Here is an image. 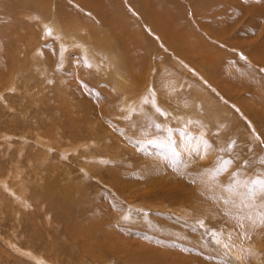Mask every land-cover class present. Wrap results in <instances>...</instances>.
Masks as SVG:
<instances>
[{"label":"rangeland","instance_id":"obj_1","mask_svg":"<svg viewBox=\"0 0 264 264\" xmlns=\"http://www.w3.org/2000/svg\"><path fill=\"white\" fill-rule=\"evenodd\" d=\"M17 1H0V264H264V192L236 183L264 170V0ZM131 54L146 83L131 84ZM104 72L152 83L162 112L127 114ZM18 164L30 205L1 185ZM53 170L59 187L89 186L51 212Z\"/></svg>","mask_w":264,"mask_h":264},{"label":"bare ground","instance_id":"obj_2","mask_svg":"<svg viewBox=\"0 0 264 264\" xmlns=\"http://www.w3.org/2000/svg\"><path fill=\"white\" fill-rule=\"evenodd\" d=\"M1 1V0H0ZM18 1H24V0H18ZM18 1H17V3H18ZM25 1H27V3L29 2L30 4H32L33 5V3H35V4H37V0H25ZM4 2V1H3ZM11 8H12V10H15V8L13 7V6H10ZM9 7H5V8H2L3 9V11H5L4 9H8ZM14 8V9H13ZM23 8L24 7H22V11H20L19 12V14H23V15H27L28 13H24V10H23ZM9 10V9H8ZM8 10H6L5 11V14H3L2 13V15H4V17L6 16V18L5 19H7V18H10L11 16H13V14L12 13H8L7 11ZM2 11V10H1ZM16 11V10H15ZM43 9H41L39 6H38V8L36 9V14H37V17L36 18H38L39 20H38V22L40 23V25L41 26H43L44 27V33H45V37H48L49 36V30L51 31V34L52 35H55V36H52V37H54L55 39H57V40H59V36L61 37L62 35H63V33L60 31V30H58V29H56L53 25H51V24H48L47 23V21H45V20H42L40 17H41V14H43ZM30 13V12H29ZM22 16V15H21ZM14 17V16H13ZM29 17V16H28ZM15 20V19H14ZM42 28V27H41ZM195 30V29H194ZM56 34H58L59 36H57ZM15 35V34H14ZM32 42V41H31ZM58 43L60 42V40L59 41H57ZM187 46V45H186ZM3 47V46H2ZM188 48V47H187ZM201 50V49H200ZM212 50V49H211ZM38 51L41 53V50L40 49H38ZM192 52V51H191ZM121 53V52H120ZM82 54L84 55V52H82ZM107 57V56H106ZM126 58H128V57H126ZM134 60H136V57H134V54H131V56H130V59L127 61V62H125L124 63V66L125 67H130L131 68V75H133V77L131 78L132 80H133V82L134 83H131L132 85L134 84L135 85V83L137 82V81H141V82H145L146 83V81L145 80H147L146 79V76H144L143 75V70H142V66L139 68L137 65H135L134 64ZM138 60V59H137ZM42 61V60H41ZM111 62L112 63H115V60H111ZM136 63V62H135ZM179 63V62H178ZM87 64H89V63H87ZM134 64V65H133ZM36 65V64H35ZM104 66H106V65H108V64H103ZM180 65V64H179ZM184 66H185V64H184ZM5 67V66H4ZM89 67H91V65L89 66ZM186 68H190V67H187V66H185ZM108 68V67H107ZM106 68V69H107ZM185 68V69H186ZM42 70V69H41ZM98 70H100V69H98ZM187 70V69H186ZM124 72H126V71H124ZM105 73V77L106 78H108L107 76V74H106V72H104ZM127 73V72H126ZM118 76H120V78L118 77ZM90 78V77H89ZM92 78V77H91ZM90 78V79H91ZM108 81H114L115 82V85H114V90L117 92V95H119L120 97H121V100H120V102L122 103V105L121 106H124V107H128V112H127V114L130 112H132V111H137V112H139V113H144V111H146V104H150V107H152V109L154 110V111H157V112H159V113H161L162 112V110H161V104H163V103H159V101H158V99H157V96H156V94L154 93V92H152L151 91V88L153 89V90H155L156 88L155 87H153V84L152 83H148L147 82V85L145 84V83H143V84H145L146 86L145 87H143L141 90H139L138 92H135L134 90H130V87H128V86H125V85H123V84H127V83H129V81H127V79L120 73V72H116V74H115V77H111L110 79L108 78L107 79ZM132 82V81H131ZM113 83V82H112ZM138 83V82H137ZM76 84V83H75ZM143 84H140V85H143ZM106 86V85H105ZM165 86V85H164ZM172 86V85H171ZM63 87H65V88H67L68 89V87L69 86H67L66 87V85L65 86H63ZM107 87V86H106ZM136 87V86H135ZM138 87V86H137ZM112 88V87H111ZM166 88H167V86H166ZM165 88V89H166ZM170 89L172 88V87H169ZM168 88V89H169ZM182 87H180V89H181ZM73 89V88H72ZM163 90H164V88H163ZM68 91H70V90H67V92ZM175 91H176V89H175ZM183 91V90H182ZM67 92L65 91V92H62L61 94L63 95V96H65V98L67 97ZM184 92V91H183ZM70 93V92H69ZM135 93V94H134ZM174 93V92H173ZM81 94V93H80ZM113 94V93H112ZM111 94V95H112ZM165 94V93H164ZM175 94V93H174ZM61 95V96H62ZM83 95V94H82ZM128 97H133V99H128ZM84 98H86V96L84 97ZM71 100V99H70ZM69 100V101H70ZM66 101V100H65ZM133 101H136L135 103H130V102H133ZM72 103V101H70V103H67L66 102V104L68 105V108L69 109H71L72 108V105H74L73 103H72V105H71V108L69 107V105ZM59 104V103H58ZM65 103H64V100H63V105H64ZM66 105V106H67ZM81 106V105H80ZM88 106V105H87ZM93 106V105H92ZM96 106V105H95ZM123 107V108H124ZM184 107V106H183ZM90 109H91V107H89ZM93 108H95V107H93ZM163 108V107H162ZM75 110V109H74ZM167 110V109H166ZM91 111V110H90ZM181 111V110H180ZM60 112V111H59ZM69 112H73V110L71 111H69ZM147 112H148V110H147ZM65 113V112H64ZM136 113V112H135ZM149 113V112H148ZM72 114V113H71ZM155 114V113H154ZM65 115V114H64ZM87 115V114H86ZM85 115V116H86ZM72 116V115H71ZM91 117H92V115H90ZM90 116L88 117V116H86V117H88L89 118V120H91V118H90ZM130 116V115H129ZM180 116V115H179ZM79 117V116H78ZM83 117V116H82ZM80 118V117H79ZM74 119V118H73ZM82 120H83V118H81ZM81 120V121H82ZM73 121H75V119L73 120ZM86 121H88V119L86 120ZM76 122H78V124H79V121H76ZM169 122H171V121H169ZM93 123V122H92ZM167 123V122H166ZM188 123V122H187ZM186 123V124H187ZM81 124V123H80ZM84 124V123H83ZM83 124H81L80 126H82ZM86 124H88V123H86ZM190 124V123H189ZM61 125V124H60ZM67 125V124H66ZM75 125V124H74ZM89 125V124H88ZM93 125H94V123H93ZM169 125V124H168ZM167 125V126H168ZM62 126V125H61ZM76 126V125H75ZM92 126V125H91ZM98 126V125H97ZM165 126H166V124H165ZM72 129H73V127H71ZM86 128H88V127H86ZM70 129V128H69ZM71 129V130H72ZM89 129V128H88ZM57 130H60L59 129V127L57 128ZM65 130V129H64ZM93 130V129H92ZM74 132H75V129L73 130ZM78 131V130H77ZM83 131V130H82ZM90 131V130H89ZM57 133L59 132V131H56ZM81 132V131H80ZM91 132V134H92V131H90ZM154 132V131H153ZM50 133V132H49ZM78 133H79V131H78ZM81 133H83V132H81ZM88 133V132H87ZM9 134V133H8ZM62 134V133H61ZM77 134V133H76ZM80 134V133H79ZM55 135V134H54ZM78 135V134H77ZM88 136H89V134H87ZM48 136V135H47ZM91 136V135H90ZM9 136H7V135H4L3 137H2V139L4 138V139H6V140H8V141H10L11 140V138H14V137H12V136H10L9 138H8ZM60 137V136H59ZM77 137V136H76ZM81 137H83V136H81ZM98 137V136H97ZM126 137V136H125ZM188 137V136H187ZM42 139H39V142H38V144H40L42 147H43V145H44V147H46V149H48V151L46 152V149H45V152H44V155L43 156H48L49 158H50V155L51 154H49L48 152L54 147V145H53V142H46V143H44L46 140H44L45 138L44 137H41ZM48 138V137H47ZM50 138H51V136H50ZM57 138H58V134H57ZM61 138V137H60ZM78 138V137H77ZM79 138H80V136H79ZM193 139V138H192ZM43 140V141H42ZM55 140V139H54ZM61 140V139H60ZM22 141L23 142H25V141H27V139H25V138H23L22 139ZM48 141H50V139L48 140ZM51 141H53V140H51ZM76 141V140H75ZM161 142H162V140H161ZM174 142V141H173ZM52 143V144H51ZM70 143H72V142H70ZM80 144L79 145H77L78 147L77 148H74L75 146L73 145V144H71V148L72 149H67L65 146V149H63L62 151H61V147L63 148V146L61 145H59V149H60V151H61V155H62V158H63V156L65 157L66 155H67V153L68 152H70V151H75V150H79V148H85V149H89V147H90V144L91 143H89V141H83V140H81V142H79ZM11 144V143H10ZM55 144V143H54ZM77 144V143H76ZM204 144V143H203ZM36 145V144H35ZM200 145V144H199ZM73 146V147H72ZM69 147V146H68ZM128 147V146H127ZM131 147V146H130ZM128 149V148H127ZM192 149V148H191ZM20 150V149H19ZM21 150H25V149H21ZM20 150V151H21ZM55 150V149H54ZM120 150V149H119ZM184 150V149H183ZM190 150V149H189ZM57 151H58V149H57ZM81 151V150H80ZM83 151V150H82ZM88 151V150H87ZM181 151H182V149H181ZM185 151V150H184ZM187 151V150H186ZM196 151V150H195ZM189 152H191V151H189ZM188 152V153H189ZM193 152V151H192ZM197 152V151H196ZM89 154V156H87V157H89L88 159H90V160H96V158H98V155L96 154V153H94V151H91V149H90V151L88 152ZM77 154V153H76ZM75 154V155H76ZM80 154V153H79ZM109 154V153H108ZM187 154V153H186ZM185 154V155H186ZM20 155V154H19ZM42 155V154H41ZM57 155H59V154H57ZM132 155H135V154H133L132 153ZM138 155H141V154H138ZM137 155V156H138ZM7 156V155H6ZM38 156V155H37ZM56 156V155H55ZM136 156V155H135ZM136 156V157H137ZM190 156V155H189ZM38 157H40V156H38ZM141 156H139L138 157V159H142V158H140ZM19 158H20V156H19ZM42 158H44V157H42ZM46 159H45V161H47V163H48V159H47V157H45ZM59 158V157H58ZM83 158V157H82ZM190 158V157H189ZM27 159H28V157H27ZM26 159V160H27ZM67 159V158H66ZM80 159V158H79ZM84 159H85V157H84ZM20 160H22V158L20 159ZM85 160H87V159H85ZM100 160V159H99ZM143 160V159H142ZM40 161V160H39ZM43 161V160H42ZM155 161V160H154ZM186 161H190V160H186ZM18 163H19V161H17ZM32 162V161H31ZM142 162V161H141ZM143 162H144V160H143ZM137 163V162H136ZM139 163H140V161H139ZM139 163L137 164V165H139ZM192 163V162H191ZM90 163H87V164H84V165H82L81 166V168L82 169H84V170H93L94 172L92 173L94 176H96L97 177V174L99 173V171H98V169L97 170H95V168H88V165H89ZM145 165L147 164V163H144ZM157 164H158V162H157ZM143 165V164H142ZM144 165V166H145ZM188 165V164H187ZM194 165V164H193ZM19 166V164L16 166V168L15 169H13V173L11 172V175H8V178H11L12 179V181H13V183H11L12 185H9V182H7V180H3V183L1 184L2 186H3V188H5V189H7L10 193H12V195H13V197H15V200H18L19 202L21 201V202H23V203H21V204H25V205H30L29 204V198H30V196H33V194H34V192H32L30 195H29V193H28V195H25V191H28V190H26V187L27 186H24V184L26 183V181H27V178L25 177V179H24V177L22 178V169H23V167L20 169V170H18V167ZM27 166V165H26ZM150 166H154V165H151L150 164ZM149 166V163H148V166L147 167H150ZM157 166V165H156ZM156 166H154V167H156ZM163 166V165H162ZM161 166V167H162ZM41 167V166H40ZM141 167V166H140ZM147 167L145 168L146 170H147ZM196 167V166H195ZM26 168V167H25ZM32 168V167H31ZM39 168V167H38ZM151 168V167H150ZM163 168V167H162ZM140 169V168H139ZM142 169H143V167H142ZM165 169V168H164ZM163 169V170H164ZM15 170V171H14ZM24 170V169H23ZM39 170V169H38ZM145 170V171H146ZM151 170H155V169H151ZM161 170V169H160ZM159 170V171H160ZM163 170H161V171H163ZM25 171V170H24ZM37 171V170H36ZM70 171V170H69ZM140 171V170H139ZM143 171H144V169H143ZM148 171H149V174H150V170H149V168H148ZM157 171V170H156ZM165 171V170H164ZM117 172H121V171H117ZM137 172H138V169H137ZM136 172V173H137ZM141 172H142V170H141ZM147 172V171H146ZM154 172V171H153ZM166 172V171H165ZM164 172V173H165ZM23 173H25V172H23ZM59 173V172H58ZM122 173V172H121ZM143 174H144V172H142ZM142 173H140V174H142ZM154 173H156V172H154ZM161 173V172H160ZM168 173V172H167ZM170 173V172H169ZM173 173V172H172ZM171 173V174H172ZM8 174V173H7ZM71 174H73V173H71ZM99 174H102L101 172L99 173ZM117 174H120V173H117ZM123 174H124V172H123ZM126 174V173H125ZM142 174V175H143ZM152 174V173H151ZM157 174H159V173H157ZM157 174H155V175H157ZM198 174H199V172H198ZM70 175V173H67V178H68V176ZM141 175V176H142ZM145 175V174H144ZM154 175V174H153ZM153 175H150L151 177L153 176ZM154 175V176H155ZM166 175V174H165ZM7 176V175H6ZM24 176V175H23ZM57 175H56V173L54 172V170H53V172L50 174V179H51V181H52V186H48V188H47V191H49V193H42L43 194V196H39L40 198H42L43 197V199H45L47 202H48V205H49V208L48 207H46L47 208V210L48 211H54V210H57V208L55 207V206H57L58 208H61L62 207V202H60V201H64L69 195L71 196L73 193H74V190L75 191H77V190H80V191H82L81 193H83L84 191H83V188L84 187H87L86 185H88V184H81V185H79V184H73V181H72V183L71 182H69V183H71V185H73V188L74 189H71V188H68L67 187V184H66V186L65 187H59L58 186V184H57V182H54V178L56 177ZM91 176V175H90ZM100 176V175H99ZM98 176V177H99ZM103 176V175H102ZM114 176V175H113ZM112 176V177H113ZM118 176V175H117ZM120 176H121V174H120ZM125 176V175H124ZM137 176V175H136ZM140 176V180L142 181L143 179L146 181V180H150V179H145L144 178V176H143V179H142V177ZM146 176H148L149 178H151L149 175H145V177ZM162 176V175H161ZM116 176H114L113 178H115ZM119 177V176H118ZM121 177H123V176H121ZM157 178H159L158 176H156ZM86 178V177H85ZM100 178V177H99ZM136 178V177H135ZM156 178V179H157ZM164 178V177H163ZM197 178V177H196ZM22 179V180H21ZM69 179H71V178H69ZM86 179H88V178H86ZM98 179V178H97ZM104 179H105V177H104ZM119 179H120V177H119ZM122 179V178H121ZM125 178H123L122 180H124ZM154 179V181H156L155 180V178H153ZM152 179V180H153ZM72 180V179H71ZM99 180V179H98ZM101 180V179H100ZM113 180L114 179H112V182H113ZM117 180V179H116ZM115 180V181H116ZM131 181V180H129V179H126V181ZM137 180H138V177H137ZM140 180H138L139 182H140ZM158 180V179H157ZM176 180V179H175ZM186 180V179H185ZM21 181L22 182H24V184H21ZM86 181V180H85ZM114 181V182H115ZM121 181V180H120ZM135 181V180H134ZM160 181H161V179H160ZM124 182H125V180H124ZM123 182V183H124ZM143 182V181H142ZM147 182V181H146ZM102 183V182H101ZM118 184L120 183L119 182V180H118V182H117ZM122 183V184H123ZM129 183H131V182H129ZM132 183H136V182H132ZM145 183V182H144ZM144 183H143V185H144ZM148 183H149V181H148ZM147 183V184H148ZM156 183H157V181H156ZM171 183V182H170ZM18 184H19V186H20V188L18 189L17 187L15 188V186L17 185L18 186ZM139 184V183H138ZM146 184V183H145ZM146 184V185H147ZM152 185L150 186V184L147 186V188L150 186L151 188H152V186L154 185L153 183H151ZM68 185H70V184H68ZM113 185H115L114 183H113ZM112 185V186H113ZM120 185V184H119ZM125 185H126V182H125ZM128 185V187H129V184H127ZM133 184H131V186H132ZM89 186V185H88ZM117 186V185H116ZM115 186V187H116ZM120 186H122V187H124L123 185H120ZM130 186V187H131ZM134 186H136V185H134ZM83 187V188H82ZM121 187V188H122ZM129 187V188H130ZM139 187V186H138ZM141 187V186H140ZM143 187V186H142ZM145 187V186H144ZM143 187V188H144ZM149 187V188H150ZM154 187V186H153ZM112 188V187H111ZM117 188V187H116ZM143 188L140 190V191H142L143 190ZM57 189L59 190V189H61L62 191H63V193H61V195L60 196H58L57 195V193L58 192H56L57 191ZM125 189H127V187H125ZM147 190V189H146ZM150 190H152V189H150ZM150 190H148V191H150ZM113 191V190H112ZM130 191H132L131 189H130ZM129 191V192H130ZM183 191H184V189H183ZM30 192V191H29ZM143 192V191H142ZM170 192V191H169ZM127 193V192H126ZM132 192H130L129 193V195L130 196H132V195H137L138 194V192H137V194L136 193H134V194H131ZM145 193H147V192H145ZM150 193V192H149ZM148 193V194H149ZM152 193V192H151ZM223 193V192H222ZM228 193V192H227ZM234 193H237V192H235L234 191ZM233 193V194H234ZM77 194H79V193H77ZM232 194V193H231ZM239 194V193H238ZM237 194V195H238ZM167 195V194H166ZM175 195V194H174ZM240 195V194H239ZM0 196H1V194H0ZM10 196H11V194H10ZM222 196V195H221ZM234 196V195H233ZM236 196V195H235ZM72 197V199H73V195L71 196ZM80 197H83V195L82 196H80ZM198 197V196H197ZM237 197V196H236ZM136 198V197H135ZM39 199V198H38ZM76 199V198H75ZM172 199H173V197H172ZM15 200H14V203H15ZM30 202H31V200H30ZM76 202V201H75ZM242 202V201H241ZM240 202V203H241ZM205 203V202H204ZM244 203V202H243ZM20 204V205H21ZM45 204V203H44ZM157 206V205H156ZM155 206V207H156ZM209 206H211V205H209ZM26 207V206H25ZM28 207V206H27ZM26 207V208H27ZM43 207V206H42ZM208 207V206H207ZM31 208V207H30ZM240 208V207H239ZM195 209V208H194ZM210 209V208H209ZM26 210V209H25ZM43 210H45V209H43ZM207 210V209H206ZM38 211V210H37ZM47 211V212H48ZM177 211V210H176ZM201 211V210H200ZM16 212V211H15ZM129 212H131V210L129 211ZM136 212V211H135ZM17 213V212H16ZM46 212H44V215L46 216H48V213H46ZM127 214H134V211H133V213H127ZM211 214V213H210ZM206 215V214H205ZM213 215V214H212ZM46 216V217H47ZM90 217H91V215H89ZM132 216V215H131ZM45 217V218H46ZM142 217V216H141ZM141 217H139V218H141ZM35 218V217H34ZM102 218V217H101ZM108 218H109V216H108ZM93 219V218H92ZM96 219V218H95ZM94 219V221L95 222H97V220H95ZM144 219V218H143ZM143 219H141L142 221H143ZM146 219V218H145ZM51 220V219H50ZM102 220H103V218H102ZM199 220V219H198ZM55 221H58L57 219L55 220ZM99 221V220H98ZM100 221H101V219H100ZM49 222V221H48ZM59 222V221H58ZM145 222V221H144ZM94 223V222H93ZM98 223V222H97ZM96 223V224H97ZM104 223V222H103ZM95 224V226H97ZM155 224V223H154ZM93 225V224H92ZM105 225V224H104ZM106 227V226H105ZM108 228V227H107ZM28 252H29V250H28ZM27 256H28V258L30 257V258H32V256L30 255V254H26ZM35 260H37V263H38V261H43L42 260V257H41V255L40 256H38L37 258H35ZM34 260V261H35ZM40 263V262H39Z\"/></svg>","mask_w":264,"mask_h":264},{"label":"snow or ice","instance_id":"obj_3","mask_svg":"<svg viewBox=\"0 0 264 264\" xmlns=\"http://www.w3.org/2000/svg\"><path fill=\"white\" fill-rule=\"evenodd\" d=\"M49 35H51V31L49 30ZM233 145H229V148L227 150H231ZM229 165L231 164V160L227 161ZM262 164H264V161H261ZM250 167V164H249ZM236 183L243 184L248 188L249 191L252 190V188H257L258 190L264 192V170L260 171L259 173H255L251 176H247L244 179H236ZM264 215V213H262Z\"/></svg>","mask_w":264,"mask_h":264}]
</instances>
